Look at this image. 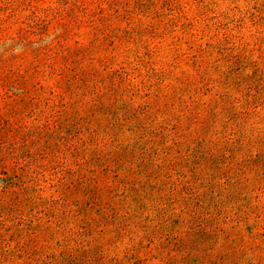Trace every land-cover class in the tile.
Segmentation results:
<instances>
[{
	"label": "rangeland",
	"instance_id": "374dc122",
	"mask_svg": "<svg viewBox=\"0 0 264 264\" xmlns=\"http://www.w3.org/2000/svg\"><path fill=\"white\" fill-rule=\"evenodd\" d=\"M0 264H264V0H0Z\"/></svg>",
	"mask_w": 264,
	"mask_h": 264
}]
</instances>
